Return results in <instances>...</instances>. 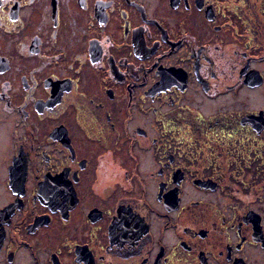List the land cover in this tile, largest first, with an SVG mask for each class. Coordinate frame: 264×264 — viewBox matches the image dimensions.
Wrapping results in <instances>:
<instances>
[{"label": "flooded vegetation", "instance_id": "obj_1", "mask_svg": "<svg viewBox=\"0 0 264 264\" xmlns=\"http://www.w3.org/2000/svg\"><path fill=\"white\" fill-rule=\"evenodd\" d=\"M0 264H264V0H0Z\"/></svg>", "mask_w": 264, "mask_h": 264}]
</instances>
